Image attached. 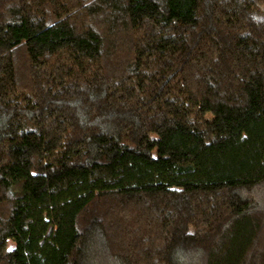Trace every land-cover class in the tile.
I'll return each instance as SVG.
<instances>
[{"label":"trees","instance_id":"obj_1","mask_svg":"<svg viewBox=\"0 0 264 264\" xmlns=\"http://www.w3.org/2000/svg\"><path fill=\"white\" fill-rule=\"evenodd\" d=\"M0 264H264V0H0Z\"/></svg>","mask_w":264,"mask_h":264}]
</instances>
